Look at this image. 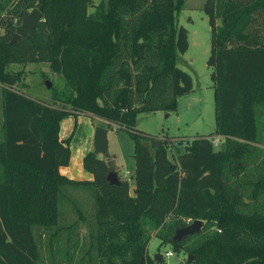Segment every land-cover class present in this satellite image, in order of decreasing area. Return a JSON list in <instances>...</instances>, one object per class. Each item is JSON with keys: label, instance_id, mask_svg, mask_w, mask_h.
<instances>
[{"label": "trees", "instance_id": "1", "mask_svg": "<svg viewBox=\"0 0 264 264\" xmlns=\"http://www.w3.org/2000/svg\"><path fill=\"white\" fill-rule=\"evenodd\" d=\"M94 1L0 0V264H74L85 247L76 230L84 227L88 245L78 264H158L148 255L152 232L159 247L185 252L191 264H264V0L203 4L215 130L185 143L184 151V144H170L174 162L166 146L156 148L153 136L134 127L138 114L174 110L192 92V78L176 67L189 47L177 23L185 0ZM33 9L42 14L36 37L10 45ZM38 63L64 81L65 95L53 97L68 110L16 91L23 71L8 68ZM76 115L128 133L132 190L127 182L109 185L107 164L92 153L82 160L92 181L60 173L69 165L72 137L59 139L60 124ZM213 137L222 148L214 149ZM67 188L89 192L90 219L65 199ZM61 201L76 215L62 226ZM195 220L203 222L199 233L172 242L176 229ZM61 234L63 260L52 255L46 262L41 236L50 247Z\"/></svg>", "mask_w": 264, "mask_h": 264}, {"label": "rangeland", "instance_id": "2", "mask_svg": "<svg viewBox=\"0 0 264 264\" xmlns=\"http://www.w3.org/2000/svg\"><path fill=\"white\" fill-rule=\"evenodd\" d=\"M99 1L95 0L94 5H97ZM205 1L185 0L184 8L177 19L178 26L185 28L188 32L189 47L184 54L178 55L176 67L192 78V92L187 96L178 98L177 106L174 110L141 113L135 119L134 130L153 136L155 141L159 142V146H166L167 156L172 162L175 161L176 152L175 149H171L170 144L182 143L184 144L182 151H184L185 143L198 136H209L215 130L214 98L210 79L211 70L207 67L211 31L208 18L202 11ZM88 12H93V9L89 8ZM217 24L219 25V22ZM8 70L10 72L23 71L21 82L15 87L16 91L37 101L54 105L58 109H69L67 105L63 104L62 99L56 100L53 97L54 93L65 95V84L60 76L49 69L47 63L14 64ZM46 82L50 83V88L46 87ZM2 120V86L0 85V134L2 133ZM99 127L108 130L109 160L115 161L116 173L120 182H127L130 190H132L133 176L135 174L132 140L126 131L114 125H108L107 122L93 116H68L62 120L59 139L65 140L71 135L72 137L69 165L61 168L60 173L75 181L90 182L93 180V176L84 169L82 160L87 154H94L93 138L95 130ZM148 146L152 148L150 144ZM220 146V148L223 147L222 140ZM96 157L99 160H103L106 164L109 161L101 155ZM65 199L71 200L75 205L78 204L81 210L85 211L86 219H90L93 213V200L89 192L69 189L68 196ZM60 214L62 215L59 218V225L61 226L67 225L76 219L73 207L69 202L61 201ZM85 228L76 230V233L80 234V237L84 239L85 247L76 251L74 264H78V260L87 249L88 239ZM40 232V230L35 231L37 240ZM47 240V235L44 238L41 236V243L39 242L42 259L48 262L53 255L55 260L62 261L63 257L59 253L65 250V235L61 234L57 241L51 243L50 247H48L50 243L48 245ZM159 245L160 240L156 237L155 232L150 233L148 244V255L150 257H153L154 254L164 255L165 252L173 253L172 257L164 259L165 264H186L187 258L191 257L182 251L178 252V254L174 253L168 244L162 247H159Z\"/></svg>", "mask_w": 264, "mask_h": 264}, {"label": "water", "instance_id": "3", "mask_svg": "<svg viewBox=\"0 0 264 264\" xmlns=\"http://www.w3.org/2000/svg\"><path fill=\"white\" fill-rule=\"evenodd\" d=\"M42 20V14L37 10L33 9L28 15L24 16L21 20V24L16 28L15 33L12 37L10 45L14 44L21 37H30L35 38V29L38 23ZM46 87L50 88V83L46 82ZM108 130L105 128H97L94 133L93 138V148L94 155H101L105 159L109 160L110 156L108 153ZM156 148H159V142H154ZM107 168L109 170L106 181L111 186H120L121 182L116 173V163L114 160H109L107 163ZM203 227V222L199 220L193 221L186 227L178 228L175 230L172 237V242L181 243L182 240L186 237L193 236L200 232ZM154 262L158 264L164 263V257L162 254L153 255ZM192 258L188 257L186 264H191ZM183 264V263H180Z\"/></svg>", "mask_w": 264, "mask_h": 264}, {"label": "built area", "instance_id": "4", "mask_svg": "<svg viewBox=\"0 0 264 264\" xmlns=\"http://www.w3.org/2000/svg\"><path fill=\"white\" fill-rule=\"evenodd\" d=\"M212 145L214 147V149H218L220 144H221V138L220 137H213L211 139ZM173 253L172 252H165L163 257L164 259H168L170 257H172Z\"/></svg>", "mask_w": 264, "mask_h": 264}]
</instances>
